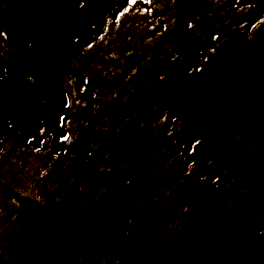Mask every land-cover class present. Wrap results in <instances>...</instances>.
<instances>
[{
    "label": "flooded vegetation",
    "instance_id": "1",
    "mask_svg": "<svg viewBox=\"0 0 264 264\" xmlns=\"http://www.w3.org/2000/svg\"><path fill=\"white\" fill-rule=\"evenodd\" d=\"M0 264H264V0H0Z\"/></svg>",
    "mask_w": 264,
    "mask_h": 264
},
{
    "label": "snow or ice",
    "instance_id": "2",
    "mask_svg": "<svg viewBox=\"0 0 264 264\" xmlns=\"http://www.w3.org/2000/svg\"><path fill=\"white\" fill-rule=\"evenodd\" d=\"M133 2H134V0H133Z\"/></svg>",
    "mask_w": 264,
    "mask_h": 264
}]
</instances>
